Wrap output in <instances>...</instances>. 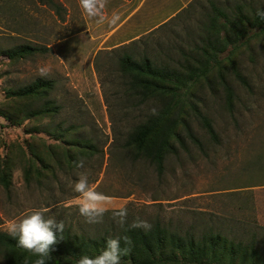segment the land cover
Here are the masks:
<instances>
[{
  "label": "rangeland",
  "instance_id": "374dc122",
  "mask_svg": "<svg viewBox=\"0 0 264 264\" xmlns=\"http://www.w3.org/2000/svg\"><path fill=\"white\" fill-rule=\"evenodd\" d=\"M212 1L229 17L238 14V8L251 17L250 9L264 5L263 0ZM132 3L128 0L125 7V0H107L106 14L121 16L111 26L89 20L78 0H0V51L20 45L41 50L21 60L0 54V170L9 181L7 191L0 185V232L9 233L11 221L35 209H47L45 218L63 221L70 233L95 235L109 223L117 226L113 214L96 224L86 223L79 214L74 182L86 173L91 186L112 198L106 212L126 207L129 224L138 218L195 239L221 235L264 252V35L256 34L258 28L249 29L248 36H255L218 54L221 72L214 69L208 73L209 83L199 79L191 87L182 116L194 141L180 128L183 145L174 143L175 153L166 155L157 175L148 161L132 159L121 147L130 129L159 103L139 104L128 96L118 60L127 53L155 65L202 61L201 24L207 22L210 7L207 0H194L140 36L173 5L141 0L129 14ZM229 50L235 73L226 58ZM42 67L45 76L39 74ZM36 79L52 83L47 99L56 109L46 117H25L40 101L15 100L6 93ZM199 115L208 120L213 138ZM65 133L90 140L95 148L91 156L77 157L84 160L83 168L57 166L45 153L44 147L52 145L59 154L65 146L58 136ZM29 149L49 165L39 183L33 174L28 184L23 181Z\"/></svg>",
  "mask_w": 264,
  "mask_h": 264
},
{
  "label": "trees",
  "instance_id": "16d2710c",
  "mask_svg": "<svg viewBox=\"0 0 264 264\" xmlns=\"http://www.w3.org/2000/svg\"><path fill=\"white\" fill-rule=\"evenodd\" d=\"M264 2V0H263ZM210 7V15H206L207 22L201 24V47L198 48L201 60H187L182 62L155 65L146 57L138 60L131 54L122 53L118 60L121 76L125 80L126 91L129 97H133L139 104L146 102L159 103L155 114L150 113L146 118L130 129L121 147L129 152L134 160L148 161L154 166L157 175L163 168V160L167 154H174V143L183 145L181 129L191 141L193 136L188 131L187 124L182 114L185 100L191 87L199 81L209 83L208 73L220 70L218 54L224 52L228 46L235 49L234 44L240 39H249L248 30L258 28L256 34L264 35V20L257 16V10H251V17L239 12L234 17H229L214 7L212 0H207ZM264 4V3H263ZM264 10V5L259 8ZM245 40L243 42H245ZM226 57L232 66L229 54ZM38 48L20 45L7 51H0L9 60H21L30 57ZM235 73V72H234ZM221 78V76H219ZM52 88V83L43 79H36L29 85L6 93L11 99L40 101L37 108L25 112V117L41 118L55 112V106L47 99ZM227 92V105L230 106V91ZM201 126L205 132L214 137L212 127L208 120L199 115ZM62 144L59 154L52 147L44 145L45 153L53 157L57 166L67 165L74 167L77 157L87 158L95 150L90 140L73 137L70 133L60 136ZM30 159L23 168V181L28 184L32 174L37 183L42 177L41 172L49 169L48 163L40 153L29 149ZM36 164V165H35ZM0 185L7 191L9 181L4 169L0 170ZM53 203L50 206H53ZM114 211L105 212L104 215L113 214ZM127 222L123 225L109 223L102 233L95 235H82L70 233L65 227L63 233L53 229L57 236V243L52 246L49 255L51 259L47 264H76L81 256L95 257L106 247L107 240L111 238H123L127 236L131 245H125L120 240L121 248L129 247L127 255L121 257V263L128 264H264V252L253 249L250 245H240L228 241L221 235L204 234L195 239L192 235H178L158 223L151 225V229L145 231L140 228H130ZM61 237H63L61 239ZM39 257L17 247V241L9 233L0 232V259L3 264H35Z\"/></svg>",
  "mask_w": 264,
  "mask_h": 264
},
{
  "label": "clouds",
  "instance_id": "9594fccd",
  "mask_svg": "<svg viewBox=\"0 0 264 264\" xmlns=\"http://www.w3.org/2000/svg\"><path fill=\"white\" fill-rule=\"evenodd\" d=\"M78 6L89 20L95 21L97 24L115 26L121 19L117 12H113L111 16L106 14L107 0H78ZM256 14L261 20H264V10L258 9ZM38 71L41 76L47 75V70L43 67ZM152 111L155 114V109ZM76 167L83 168L84 160L80 159L76 162ZM73 191L78 194V211L85 218V222L89 224L102 222L103 216L108 210L107 205L111 204L112 198L91 186L86 173H81L79 179L74 182ZM47 211V209H35L20 221H11L8 226V232L16 239L17 247L39 257L35 260V264H47L51 259L49 253L52 246L57 243V236L53 229L61 233L64 231L63 221L57 223L55 218H45ZM127 215V208L123 206L113 212V218L119 225L126 223ZM129 227L148 231L152 226L147 221L137 218ZM121 239L124 240L125 245H131V240L127 236L111 238L107 240L105 249L99 255L95 257L81 256L76 264H121V257L130 251L129 247L121 248Z\"/></svg>",
  "mask_w": 264,
  "mask_h": 264
},
{
  "label": "crops",
  "instance_id": "0c3cea01",
  "mask_svg": "<svg viewBox=\"0 0 264 264\" xmlns=\"http://www.w3.org/2000/svg\"><path fill=\"white\" fill-rule=\"evenodd\" d=\"M132 6L130 7V13L129 14H133L137 7L140 5V2L141 0L139 1V5L134 8L133 10H131V8L133 7L134 3L137 1L134 2V0H129V2H132ZM194 0H161V4L164 6V7H168L169 5H173V8L168 10L167 13H166V16L163 17L159 22L153 24L152 26H150L147 30H145L143 32V34H140V36L142 35H145L146 33H148L149 31L153 30L154 28H156L158 25H162L164 23H166L167 21L171 20L172 18H174L176 15H178L179 13H181L183 10H185L187 8L188 5H190L191 3H193ZM128 6V0H125V7ZM112 36L113 35V31L111 30V33H110ZM140 36H135L133 37V39L137 38V37H140ZM132 39V38H131ZM131 39L129 40H120V41H117V42H114V46H119V45H123L124 43H126L127 41H130ZM113 46V47H114Z\"/></svg>",
  "mask_w": 264,
  "mask_h": 264
}]
</instances>
